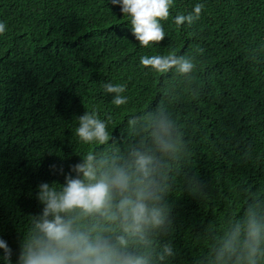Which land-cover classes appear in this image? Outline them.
Returning <instances> with one entry per match:
<instances>
[{
    "label": "trees",
    "instance_id": "obj_1",
    "mask_svg": "<svg viewBox=\"0 0 264 264\" xmlns=\"http://www.w3.org/2000/svg\"><path fill=\"white\" fill-rule=\"evenodd\" d=\"M196 4L199 19L176 25ZM169 12L164 39L142 47L111 0H0V239L12 264L43 207L37 186L63 183L97 147L76 134L77 117L93 110L121 151L138 140L132 114L163 110L182 134L186 147L169 162L173 222L159 237L176 253L169 264H214L249 196L264 206V0H173ZM170 52L194 60L193 76L140 62ZM108 83L125 86L126 104H113Z\"/></svg>",
    "mask_w": 264,
    "mask_h": 264
},
{
    "label": "clouds",
    "instance_id": "obj_2",
    "mask_svg": "<svg viewBox=\"0 0 264 264\" xmlns=\"http://www.w3.org/2000/svg\"><path fill=\"white\" fill-rule=\"evenodd\" d=\"M130 18L139 45L148 47L165 37L161 21L167 20L173 0H111ZM204 5L187 15H176V25L191 26ZM6 25L0 22V34ZM202 51V50H201ZM141 64L166 76L171 72L193 76L194 60L170 52L141 57ZM116 106L127 103L124 85H103ZM76 134L84 144L96 145L70 165L64 182H41L39 214L29 215L16 264H169L176 253L171 243L159 242L173 222L166 201L170 189L169 162L186 147L175 121L165 111L149 114L147 121L132 114L129 125L138 140L126 151L97 112L77 117ZM250 154V153H249ZM50 170L56 171L55 165ZM63 172V169H59ZM73 173L75 175H73ZM200 183V181H197ZM4 264H12V250L0 239ZM214 264H261L264 261V206L250 195L241 215L220 237L213 250Z\"/></svg>",
    "mask_w": 264,
    "mask_h": 264
}]
</instances>
